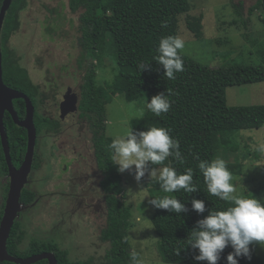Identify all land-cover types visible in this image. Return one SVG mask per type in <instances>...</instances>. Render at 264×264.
<instances>
[{"label": "trees", "instance_id": "trees-1", "mask_svg": "<svg viewBox=\"0 0 264 264\" xmlns=\"http://www.w3.org/2000/svg\"><path fill=\"white\" fill-rule=\"evenodd\" d=\"M2 0H0L1 5ZM26 0H12L1 29V50L3 81L9 87L26 93L33 103L41 95L40 86L35 84L28 70L20 66L15 51L7 45L8 40L15 33L18 12L25 5ZM71 9L80 7L79 16V45L82 53L79 64L85 59H97L104 45L109 44V56L113 58L115 73L111 80L103 83L95 81V69L87 72L86 84L83 86V106L89 112V118L95 125L96 157L99 167L108 179L102 182L108 198V225L101 233V238L108 241L107 264H130L133 252L129 250L128 239L124 231L127 225L128 208H123L117 195L123 191L122 178L118 166L112 162L113 150L109 147L113 138L106 135L105 105L116 94H124L127 101L138 100L142 96L146 101L153 95L172 89L174 101L168 113L157 117L146 109L142 116L132 118L129 127L133 131L146 130L151 126L165 127L171 130V135L180 142V150L184 163L169 157L164 165H149L159 169L172 166L178 173L186 168L193 169V181L198 190L186 193L180 190L175 193H164L154 178L145 179V187L150 199L173 195L180 199L188 209L176 214L165 209H157L150 220L159 235V252L162 260L179 264H207V261H197L194 256L198 250L187 245L191 231L197 226V221L208 214V210H219L228 206L224 201L207 192L202 173L198 169L200 160H215L222 158L226 161L232 174L241 172L243 160L249 152H239L230 135L240 129L260 128L264 125V104L230 106L226 101V88L260 81L259 71L253 64H222L218 67L203 65L180 51L185 70L176 73L175 80H168L164 76V68L154 57L158 55V45L162 37L177 36L179 30V16L190 10L189 0H69ZM258 7L263 8L262 0H257L250 11ZM202 15L191 16L185 25L196 37L202 32ZM106 20V22H105ZM235 22V19L233 20ZM245 22V21H244ZM113 23L114 30L102 33L104 24ZM264 62V57L259 58ZM96 61V60H95ZM148 61L150 68L139 71L138 64ZM37 95V97H36ZM14 108L19 117L24 115V101L15 99ZM10 147L11 160L15 167L21 163L26 150V132L14 124L11 117L5 113L3 118ZM222 145V146H220ZM228 146H231L229 148ZM217 151L218 157L216 155ZM235 157L229 160V154ZM34 158V157H33ZM249 162L252 159H248ZM39 163L37 159L36 165ZM103 164V165H101ZM148 174V172H146ZM106 177V176H105ZM8 190L7 167L0 144V218ZM28 193L27 190L23 191ZM22 195L20 200L24 199ZM201 199L205 202V212L197 213L191 207V200ZM33 196H25L24 201H32ZM23 201V200H22ZM120 210H124L121 214ZM127 212V215L125 213ZM125 217L122 219V217ZM128 218V217H127ZM18 227V226H17ZM19 229V228H18ZM16 223L7 239L9 249L16 247V243L26 236L21 230L18 232ZM29 252L41 250H55L58 264H87L86 261L69 260L65 252L58 248L51 239L50 242H37L31 239ZM259 243L250 245L251 259L239 258V264H263L256 254ZM56 247V249H55ZM179 250V254H176ZM233 249L226 247L221 253L218 264H227V255Z\"/></svg>", "mask_w": 264, "mask_h": 264}, {"label": "rangeland", "instance_id": "rangeland-1", "mask_svg": "<svg viewBox=\"0 0 264 264\" xmlns=\"http://www.w3.org/2000/svg\"><path fill=\"white\" fill-rule=\"evenodd\" d=\"M256 1L189 0L190 10L179 16L177 36L185 41L184 49L180 50L182 53L210 67H218L222 64L257 66L260 78L258 83L226 88V101L230 106L264 104V62L259 59L264 57V9L258 7L250 11ZM81 12L80 7L71 9L69 0H26L25 5L18 12V27L7 45L15 51L19 57L20 66L28 70L32 81L40 86L39 90L42 89L46 94L53 93V87L54 91L56 90L55 86L49 89L46 83L58 77L59 71L63 72L62 68L67 65L68 71L72 73L76 67V61L81 56L78 19ZM200 14H203L201 21L203 28L200 37H196L185 22L188 17ZM114 29L113 23H107V25L105 23L102 33ZM108 49L110 45L105 44L104 51H101L96 61L93 60L92 63L91 68L95 69L97 83L111 80L116 70L113 68L114 60L109 56ZM48 65L50 70L46 69ZM65 81L71 83L69 79L64 78H60L59 83ZM145 102L144 96L138 100L127 101L122 93L114 95L105 105L106 135L113 139L124 135L130 129V119L141 116V109L144 110L143 114L146 111ZM230 137L234 141L233 146H237L239 151L249 152L247 159L242 162L240 174H233L238 193L246 196L253 195L264 201V153L259 150L260 146L264 145V126L240 129L234 131ZM228 147L231 148V146ZM218 153L217 151V157ZM233 157L235 154L231 152L229 160ZM248 159L252 161L249 162ZM63 163L67 165L66 168L63 167ZM71 163L70 158L63 157L58 166L56 162H53L49 168L41 166L34 169L35 160L29 177L37 179L34 185L36 191L52 193L64 190L66 192L67 186L62 184L60 178L66 181L65 179L69 177ZM108 168L106 167L107 174L105 173L106 177L103 181L108 179ZM77 169L79 171L75 170V173L79 174L83 167H77ZM55 170L56 175H50ZM156 170L158 172V169ZM119 173L123 191L117 197H122L120 204L123 208L129 207L128 216H126L128 223L124 228L129 250L137 253L143 264H179L164 262L160 256V238L150 220L154 207L150 203L149 192L144 185L145 179L150 180L153 177L145 173L140 181H137L134 166L131 170ZM97 188V185L93 184L90 190L93 194H98ZM80 189L77 188L75 191ZM95 194L93 202L103 200L100 194L97 196ZM54 201L55 199H51L49 195L42 204L38 205L39 209L37 206L34 207L36 208L34 211L38 210L40 214L34 213L35 216L30 215L31 218L25 216V221L30 219L25 227L28 237L24 235L26 237L24 243L31 239L37 242L44 240L42 231L48 224L46 218L50 216L51 221L58 220V209ZM108 206L107 219L101 210L90 209L87 212L83 211L82 214V211H76L72 206L67 208L66 212L62 211L61 218L64 222L61 228H58L61 234L56 232L52 240L65 252L69 260H83L87 264L108 263L106 252H108L109 242L101 238V229L104 230L108 225ZM120 212L124 214V210ZM124 218L123 216L122 219ZM21 247L25 248L26 245ZM255 251L264 264V245L258 244Z\"/></svg>", "mask_w": 264, "mask_h": 264}, {"label": "clouds", "instance_id": "clouds-1", "mask_svg": "<svg viewBox=\"0 0 264 264\" xmlns=\"http://www.w3.org/2000/svg\"><path fill=\"white\" fill-rule=\"evenodd\" d=\"M184 47L185 41L179 36L169 35L159 41L158 55L153 60L163 66L164 76L168 80H175L176 73L185 70L180 55V50ZM138 68L143 71L149 69L150 64L148 61H142ZM172 95V89H167L166 93L153 95L150 101L145 102L144 107L155 116L162 117L174 103L170 99ZM143 111L141 109V116ZM109 147L113 150L112 162L118 166V171L131 170L134 166L137 181L148 172L158 181L164 193L171 194L180 190L194 193L198 190L193 181L194 173L191 167L186 168L183 173H178L172 166H163L158 172L154 168L149 169V165H164L169 157L184 163L180 142L171 135L168 128L151 126L146 130L137 131L130 128L124 135L114 138ZM259 150L264 153V145H261ZM198 169L203 175L207 192L226 202L228 206L219 210L210 209L206 216L197 221V226L187 239V245L198 250L194 259L207 261V264H218L221 253L229 246L233 251L227 255V264H239L241 257L251 259L250 245H264V201L253 195L238 193L235 178L222 158L200 160ZM150 203L157 209L176 214L188 210L185 204L173 195L153 198ZM191 207L197 213H204L206 210L205 202L201 199L193 198ZM176 254H179V250ZM130 264H143V261L133 252Z\"/></svg>", "mask_w": 264, "mask_h": 264}, {"label": "flooded vegetation", "instance_id": "flooded-vegetation-1", "mask_svg": "<svg viewBox=\"0 0 264 264\" xmlns=\"http://www.w3.org/2000/svg\"><path fill=\"white\" fill-rule=\"evenodd\" d=\"M92 63L93 58L85 59L82 64H79L78 59L76 61V67L72 73L71 71H68V65L65 68H62L63 72L59 71L60 74L58 77L56 76L53 81L50 79L51 81L46 83L47 87L49 86V89L50 87L55 86L56 90L54 91L53 87V93L46 94L45 91H42L41 89V95H39L38 100L37 98L35 100L36 104L32 102L35 109L33 122L36 127V144L31 170L33 169V164L35 160L37 161V159L39 160V163L34 167V169L40 168L41 166L49 168L53 165V162H56V166H58L63 157L68 159L70 158L72 161L70 165L69 177L66 179L64 178L66 181H63V178H60L62 184L67 186L66 192L63 190L52 193L44 191L39 193L36 191L34 186L37 179H32V177H29L28 175V182L25 184L21 193V197L22 195H25L26 197L33 196V200L24 201L25 196L24 199H22L23 201L21 200L24 208L19 212L15 220L16 228H19L18 232L22 230L25 233V227L28 220L35 216L34 213H37L36 215L40 214L38 213V210L34 211L36 209L34 207L37 206V209H39L38 205L42 204L44 199L48 198L49 195H51V199H55L54 205L58 209L57 215L59 216L58 220L54 219L51 221L50 216L47 215L48 218H46V222L48 224L44 226L46 229L42 231L44 238L43 242L46 243L50 242L49 240L54 237L55 233L59 232L58 228H61L63 225L64 220H62L61 214L66 212L67 208H71L72 206H74V210L82 211V214L83 211L87 212V210L90 209L101 210V212L105 213L107 219V192L102 186L105 174L99 167L96 157L97 147L95 146V125L92 124V120L89 118V112L86 108H84L82 101L84 99L82 93L83 86L86 84L87 72L91 69ZM42 69L45 71L44 68ZM46 69L50 70L49 65ZM44 73H46V71ZM60 78H64L66 80L69 79L71 83H68L67 81L59 83ZM69 95H73L75 108L71 105L68 107L69 109L65 107L64 111L61 103L65 97ZM24 115L19 118H24ZM66 166L67 165L64 164L63 167L66 168ZM77 167H83V170H80L79 174L75 173V170L79 171ZM55 173L56 170L54 173H50V175L53 174L54 176ZM93 184L94 186L97 185V189L99 191L98 194H100L103 200L100 199L96 202L92 201L95 193L93 194L90 189L93 188ZM77 188H81L80 191H75ZM25 190H27L28 193H24L23 191ZM98 194L95 195L97 196ZM25 216H29L30 218L25 221ZM37 226L38 224L35 227L37 228ZM101 231L103 230L101 229ZM59 234H61V230ZM25 238L26 237L24 236L20 242L16 243V247L11 249L7 247L8 253L15 257L22 258L47 251L52 252L55 255V250L29 252L28 248L30 247L32 241L27 240V242L24 243ZM21 245H26V247L20 248ZM0 264L17 263L0 261ZM31 264H48V262L47 260H40Z\"/></svg>", "mask_w": 264, "mask_h": 264}, {"label": "water", "instance_id": "water-1", "mask_svg": "<svg viewBox=\"0 0 264 264\" xmlns=\"http://www.w3.org/2000/svg\"><path fill=\"white\" fill-rule=\"evenodd\" d=\"M12 0H2L0 5V144L7 167L8 190L0 218V261H9L17 264H31L40 260H47L48 264H57V259L52 252H40L29 257H15L7 251V239L15 223L19 212L24 208L21 203V193L28 182V175L32 168L33 156L36 144V127L33 122L34 105L29 96L21 90L9 87L3 81L1 29ZM264 7V0H262ZM24 101L25 115L20 119L14 108L13 100ZM73 95L66 96L61 103L62 109L73 106L75 108ZM69 109V108H68ZM71 110V109H70ZM7 112L14 124L26 130L27 141L23 159L18 167L11 160L10 147L7 132L3 123L4 114Z\"/></svg>", "mask_w": 264, "mask_h": 264}]
</instances>
